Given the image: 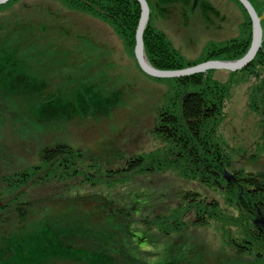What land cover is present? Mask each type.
Returning a JSON list of instances; mask_svg holds the SVG:
<instances>
[{"label":"rangeland","instance_id":"obj_1","mask_svg":"<svg viewBox=\"0 0 264 264\" xmlns=\"http://www.w3.org/2000/svg\"><path fill=\"white\" fill-rule=\"evenodd\" d=\"M22 1L0 9V36L21 35L14 29L15 23L32 20L48 25L45 33L37 31L30 38L41 41L28 56L33 75L47 79L49 95L62 90L72 98L75 85L84 83L103 95L117 93L119 101L110 107L111 115L110 109L101 116L90 111L88 116L53 127L40 125L28 111L0 93V238L17 229L23 218L25 224L79 215L85 230L77 237L82 247L92 243L102 250L114 241L112 254L119 264H264V240L252 233V220L229 194L226 180H202L200 174L190 173L186 153L178 156L179 149L158 135L160 115L176 112L182 79L148 77L115 31L92 15L67 10L54 0ZM204 1L217 10L218 16L209 23L200 13ZM156 3L150 0L152 6ZM154 13L153 29L162 32L190 63L202 61L209 44L237 37L246 20L234 0H199L197 7L193 0L178 1L168 8L160 5ZM255 69L237 74L227 70L204 73L211 81L204 88L218 89L223 103L217 131L210 135L220 147L212 145L216 149L213 154L224 159L223 173L232 174L240 189L247 175H264V118L249 101L253 88L259 85L250 73ZM215 83L218 87L213 88ZM53 143H67L74 151L92 155L100 153L101 164L98 158L83 161L72 179L59 171L49 175L48 168H52L40 161V152ZM174 156L180 161H173ZM138 159L145 161L142 166L146 168L118 173ZM35 166L43 168L27 187V195L19 197L25 203L17 209V202L5 198V188L10 189L5 178ZM94 166L102 167L98 176ZM112 172L117 176L110 178ZM22 192L26 188L22 187ZM99 195L102 199L96 206L97 201L91 200ZM133 199L139 202L135 208L140 209L138 214L131 210ZM108 200L129 210L130 220L113 221ZM199 218L206 223L198 225ZM104 227L111 230L105 232ZM135 233L148 238V243L138 245L137 239L129 237ZM52 264L78 263L58 260Z\"/></svg>","mask_w":264,"mask_h":264},{"label":"trees","instance_id":"obj_2","mask_svg":"<svg viewBox=\"0 0 264 264\" xmlns=\"http://www.w3.org/2000/svg\"><path fill=\"white\" fill-rule=\"evenodd\" d=\"M54 1H58L67 10L92 15L96 19L106 22L123 41L127 52L132 55L136 62L134 49L137 42V27L141 19V7L137 0ZM178 1L182 3L189 2V0H157L155 8L150 4V0L148 1L151 14L143 40L147 59L156 69L179 70L214 60L236 61V59H241L247 54L253 40V25L243 5L238 0H234L246 16L245 23L241 26L242 31L238 37L219 44H209L205 47L204 57L200 62L190 63L185 60L182 54L178 53L171 46L162 32L153 29L154 10L157 11V7L160 8V5L166 8L175 6ZM248 1L251 2L259 15L264 14V0ZM21 2L24 1L11 0L9 3L0 6V9ZM203 4L205 5L200 13L204 21L209 23L212 17L218 16L217 10L213 6H210L207 1H204ZM15 24L16 27L14 29L16 31L19 29L21 35H17L15 38L10 34H4V37L0 36V93L15 101L23 110L28 111L31 117L40 123V125L50 124L55 127L58 122L72 121L81 117V115L88 116L90 111H96V115L99 116L106 115L110 107L119 101L117 93L103 95L96 92L99 89H92L84 83L75 85L76 88L71 93L72 98H68V93L62 90L53 92L55 93L54 95H49L50 89L47 87L49 86L47 79L40 74L38 76L33 75V69L30 67L31 58L28 56L29 51L37 49L39 47L38 42L41 41H35L30 38L36 35L37 31L45 33L48 25L44 26L43 22L32 20L22 24L23 27H21V23ZM261 24L264 35V21ZM16 31H12V34H15ZM262 46L254 61L243 71L248 72L253 70L254 67L257 68L250 73L259 85L253 88L249 101L254 111L261 114L264 118V38ZM181 81L183 83L179 86V89L182 95L179 98L176 112L160 115L161 126L157 130L158 135L171 144L174 149H179L178 156H184L186 153L188 160H190V170L193 171H190V173L200 174L199 176L202 180H223L224 159L220 158L217 154H213L216 150L214 147L217 149H220V147L214 145L213 139H211L212 136H210L217 131L219 126L218 119H221V115H223V103H221L219 98L221 93L218 92V89L217 91L215 89L211 91L208 86L204 88L205 85H209L211 82L209 76L205 74L182 78ZM215 85L218 87L216 83L212 84V87L215 88ZM81 87L82 89H80ZM111 112L112 109H110V115ZM99 157H103V155L100 153L92 155V153H84L81 150L74 151L73 146L67 143H53L52 146L42 148L40 152V161L47 167L52 168V171L48 168V174H54L56 171H59L65 176H70V179L76 176L75 174L80 163L82 164L83 161L86 163L87 160L95 162L97 158L98 163H100ZM122 158V156H119L120 161ZM173 159L176 163L180 161L177 156H174ZM144 163L145 161L142 159L130 161L127 165L128 170H120L118 173L137 171L142 169V167L146 168L145 165L142 166ZM97 167L94 166V173L98 176L102 171V167L100 169H97ZM41 169L35 166L32 170H25L20 175L16 174L9 179L5 178V182H8L7 187L10 188H5V198L8 201H14V203L17 202V209L25 203L24 200H19V197L22 199V197L27 195V187L31 185V181L34 182L36 180L34 176ZM185 170L188 169L185 168ZM116 174L112 172L110 178L116 177ZM65 176L62 177L65 178ZM225 182L229 194L231 195L232 193L236 197V201H238L242 212H245L252 220L251 222L255 227L254 230H251L252 233L256 235L260 234L263 238L262 240H264V229L253 222L255 217L264 219V175L259 174L255 177L251 174L247 175L241 182L239 181L243 185L242 189L239 188L235 180L230 182L226 180ZM22 187L26 188V192H22ZM17 196L18 199H15ZM101 199L102 196L99 195L91 201H97L96 206H98ZM108 201V207H110L108 213H110V218L113 221L130 220L131 215L127 213L129 210L124 207L120 208L119 203H116V201ZM138 203L136 199L132 200L131 210L134 214H138L140 211V209H135ZM83 221V219H79V215L72 216L66 220H56V222L45 219L38 223L26 222L23 224L25 219L19 220L20 225L17 229L13 230L10 234H2L0 238V264H52L58 260L78 264H119L120 262L115 261L112 254L114 241L112 245L110 244L102 250H97L98 248L92 243H90L88 248L82 247L77 237L81 236V230L85 231ZM196 223L203 225L206 223V220L199 218ZM22 224L23 226H21ZM111 227H104V231H110ZM129 237L137 239L136 243L140 246L145 241L148 243V238H143L138 233L132 234ZM174 262L147 264H174Z\"/></svg>","mask_w":264,"mask_h":264},{"label":"water","instance_id":"obj_3","mask_svg":"<svg viewBox=\"0 0 264 264\" xmlns=\"http://www.w3.org/2000/svg\"><path fill=\"white\" fill-rule=\"evenodd\" d=\"M11 0H0V6L9 3ZM239 3H241L246 10V12L249 14L251 19L252 26V35L253 40L251 43V48L247 52V54L242 57L241 59H236V61H221V60H214V61H208L203 62V64L192 66L190 68L181 69V71H175V70H161L156 69L147 59L146 51L144 47V40L143 36L146 32V26L149 23L150 20V14L151 9L148 4V0H137L141 7V16H140V22L137 27V33H136V46H135V59L136 62H138V65L143 73H145L148 77H152L155 79H182V77H190L194 74H204L209 71L214 70H227L232 73H236L237 71H241L244 68H247L249 64H251L254 59L256 58V55L261 50L262 42H263V27L262 22L264 21V14L259 15L251 2L248 0H238ZM198 0H194V7H197ZM224 179H226L228 182L233 180L232 174H229L228 172H224L223 175ZM253 222L255 225L259 226L260 228L264 229V219H254Z\"/></svg>","mask_w":264,"mask_h":264},{"label":"flooded vegetation","instance_id":"obj_4","mask_svg":"<svg viewBox=\"0 0 264 264\" xmlns=\"http://www.w3.org/2000/svg\"><path fill=\"white\" fill-rule=\"evenodd\" d=\"M194 1V0H193ZM199 1V0H198ZM261 16V15H260ZM238 37V36H237Z\"/></svg>","mask_w":264,"mask_h":264}]
</instances>
